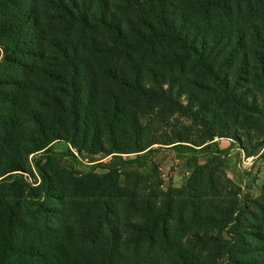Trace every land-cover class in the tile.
Masks as SVG:
<instances>
[{"label": "trees", "instance_id": "16d2710c", "mask_svg": "<svg viewBox=\"0 0 264 264\" xmlns=\"http://www.w3.org/2000/svg\"><path fill=\"white\" fill-rule=\"evenodd\" d=\"M230 147H264V0H0V264H264Z\"/></svg>", "mask_w": 264, "mask_h": 264}, {"label": "rangeland", "instance_id": "374dc122", "mask_svg": "<svg viewBox=\"0 0 264 264\" xmlns=\"http://www.w3.org/2000/svg\"><path fill=\"white\" fill-rule=\"evenodd\" d=\"M182 120L184 123L189 124V121ZM217 142L218 146L221 148H226L229 144V141L226 139H218ZM51 147L54 151L58 152H63L66 148H70L74 154L78 156L77 162H74L76 171H86L90 169V166L87 164L86 153H77L73 146L70 147L64 141H56ZM240 154L241 153H239L236 147H230L228 153L225 155V165L223 169L226 176L240 187V193L237 196L239 199L247 197L258 199L264 185V147L258 149L257 154L253 156H242ZM122 156L126 157L127 155L122 154ZM152 157L154 162L158 164L156 179L162 184V186H160L162 189H165L168 185L181 187L185 184L189 173V164L185 163L186 161L184 158H181L171 148L159 150L155 152ZM246 157H250V159ZM107 158L108 157L102 160H106ZM28 159L30 160V157ZM61 163L65 166L69 164L64 160H61ZM30 166L32 168L31 172H29V175L25 174L26 178H24V180L30 182L38 181L34 167L32 164ZM52 170L53 169L50 170L52 174L59 175ZM103 171L104 169L100 167L94 169L95 173H102ZM64 182L68 183L66 177H64Z\"/></svg>", "mask_w": 264, "mask_h": 264}, {"label": "built area", "instance_id": "2783aa9c", "mask_svg": "<svg viewBox=\"0 0 264 264\" xmlns=\"http://www.w3.org/2000/svg\"><path fill=\"white\" fill-rule=\"evenodd\" d=\"M247 159H250V157H246Z\"/></svg>", "mask_w": 264, "mask_h": 264}, {"label": "crops", "instance_id": "0c3cea01", "mask_svg": "<svg viewBox=\"0 0 264 264\" xmlns=\"http://www.w3.org/2000/svg\"><path fill=\"white\" fill-rule=\"evenodd\" d=\"M240 155H242V156H243L244 154H243V153H241Z\"/></svg>", "mask_w": 264, "mask_h": 264}]
</instances>
